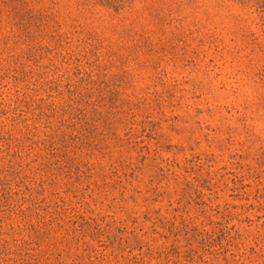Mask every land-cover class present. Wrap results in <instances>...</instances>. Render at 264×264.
<instances>
[{"label": "rangeland", "instance_id": "obj_1", "mask_svg": "<svg viewBox=\"0 0 264 264\" xmlns=\"http://www.w3.org/2000/svg\"><path fill=\"white\" fill-rule=\"evenodd\" d=\"M0 264H264V0H0Z\"/></svg>", "mask_w": 264, "mask_h": 264}]
</instances>
